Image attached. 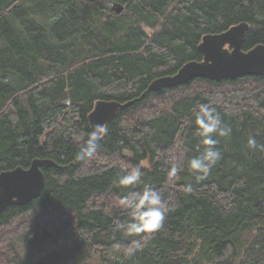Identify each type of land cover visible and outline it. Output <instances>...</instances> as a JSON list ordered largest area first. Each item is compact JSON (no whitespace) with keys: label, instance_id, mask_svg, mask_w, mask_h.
Masks as SVG:
<instances>
[{"label":"trees","instance_id":"16d2710c","mask_svg":"<svg viewBox=\"0 0 264 264\" xmlns=\"http://www.w3.org/2000/svg\"><path fill=\"white\" fill-rule=\"evenodd\" d=\"M240 22L244 50L264 43V0H0V172L34 158L58 165L41 167L37 198L0 213V264H26L19 242L66 230L77 264H264V151L247 147L249 136L264 144V75L194 78L137 99L154 78L201 60L204 34ZM99 99L135 101L79 161ZM209 102L231 133L214 137L221 158L197 180L188 159L205 146L194 112ZM173 162L182 171L169 179ZM132 166L141 183L118 185ZM144 184L171 210L157 232L128 235L116 229L129 218L118 200ZM133 241L144 246L127 256Z\"/></svg>","mask_w":264,"mask_h":264},{"label":"water","instance_id":"95a60500","mask_svg":"<svg viewBox=\"0 0 264 264\" xmlns=\"http://www.w3.org/2000/svg\"><path fill=\"white\" fill-rule=\"evenodd\" d=\"M120 13L123 5L113 6ZM248 23L240 22L217 33H207L198 45L201 60L185 62L174 74L154 78L140 99L149 91L174 87L194 78H207L213 81L234 80L241 76L264 75V43L256 44L248 50L243 49ZM135 99H99L88 114L91 131L95 125L105 126L117 111L132 104ZM43 166H58L49 158H34L27 168L17 166L0 172V213L9 205L22 206L37 198L45 185Z\"/></svg>","mask_w":264,"mask_h":264},{"label":"clouds","instance_id":"9594fccd","mask_svg":"<svg viewBox=\"0 0 264 264\" xmlns=\"http://www.w3.org/2000/svg\"><path fill=\"white\" fill-rule=\"evenodd\" d=\"M194 120L197 126L201 143L205 146L203 152L188 159V167L197 174V180H203L207 177L211 169L221 158V153L216 148V135L228 136L231 129L223 125L220 115L212 102L201 103L196 106ZM107 133V128L103 125H95L94 130L88 134L84 146L77 153L76 159L79 161H90L100 147L98 141ZM249 149H259L264 151V144H258L255 136H249L247 140ZM182 171V166L173 162L168 170L169 179L177 177ZM144 173L139 166H132L125 170L123 175H119L115 181L118 185L129 187L141 183ZM185 192H191V186H185ZM118 204L128 210L129 218L118 222L116 229L128 235L146 236L157 232L163 227L167 213L171 210L169 202L166 201L161 191L150 184H144L140 191H130L122 195ZM144 244L140 241H133L125 249L127 256H133L143 248Z\"/></svg>","mask_w":264,"mask_h":264},{"label":"rangeland","instance_id":"374dc122","mask_svg":"<svg viewBox=\"0 0 264 264\" xmlns=\"http://www.w3.org/2000/svg\"><path fill=\"white\" fill-rule=\"evenodd\" d=\"M18 245L26 264H77L78 256L73 253L77 247V235L68 230L60 237L47 239L36 246L22 242Z\"/></svg>","mask_w":264,"mask_h":264}]
</instances>
